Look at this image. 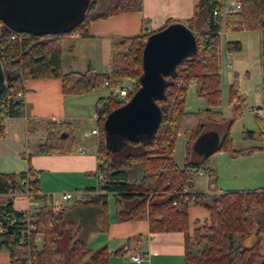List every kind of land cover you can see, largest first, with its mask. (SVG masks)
Instances as JSON below:
<instances>
[{
    "label": "trees",
    "instance_id": "trees-1",
    "mask_svg": "<svg viewBox=\"0 0 264 264\" xmlns=\"http://www.w3.org/2000/svg\"><path fill=\"white\" fill-rule=\"evenodd\" d=\"M90 1L91 5L83 21L65 34L35 36L14 32L18 38L13 39V32L0 21V58L10 76L0 96V104L5 99L0 109V139L5 136L3 120L24 115L25 101L17 97V94L24 90V82L27 80L61 79L63 93L70 95L88 93L105 86V82L112 88L122 79H130L136 86L129 92L128 99L139 88L143 73V49L151 33L114 41L110 67L106 73H95L93 77L88 72L64 73L61 43L65 35L76 33L88 37L92 21L143 9V0H111L105 11L89 13L96 3V0ZM240 2V10H229L226 13L227 28L262 32L261 63L264 69V0ZM198 7L201 13H205L208 29L195 33L196 53L184 59L176 66L173 74L166 77L165 98L157 101L162 110V121L155 136L150 140H127L117 154L113 153L107 146L105 117L124 105L128 99L118 100L109 95V105L98 107L99 114L105 115L100 119L98 145V169L103 179L99 180L96 187L99 195L89 202L100 205V230H105L108 227V195L112 194L118 202L136 201L137 204L129 211L119 209V217L130 220L145 214L149 219L151 233L182 232L185 264H264V188L194 194L187 191L194 186L195 178L205 168L212 154L221 150L230 151L235 156L248 152L233 150L229 136L231 120L227 133L212 152L203 160H191L195 142L205 131L204 116L213 122L222 119L220 113L211 109L205 113L187 112L185 109L192 83H195L198 95L209 104L217 106L221 102L220 19L223 2L199 0ZM215 11L217 15H214ZM193 20L188 21L191 29ZM228 48L229 51L240 50L241 43L230 41ZM262 89L263 114H257V123L264 135V82ZM231 92L236 99L234 114L237 116L242 113L245 97L237 92L235 86L231 87ZM6 96L10 98L7 100ZM104 99L100 100L101 104ZM62 134H67V137L62 138ZM180 134L188 138L186 162L182 167L173 157ZM246 134L250 138L255 135L254 131H246ZM71 139L73 134L66 126L48 123L47 137L40 145V150L46 153L68 152L73 149L69 142ZM133 165H139L142 170V178L138 181H130L127 170L123 168ZM208 171L211 173L210 169ZM29 177L32 178L29 181L31 190L39 198L38 171L31 166L19 174L0 172V195H8L16 189L22 190V181ZM185 196L188 200L184 199ZM192 205L205 207L209 211V218L204 221L195 220L192 224L189 216V207ZM59 213H54L48 206L36 210L33 216L36 230L31 237L42 236L37 245L33 239L28 242V235L25 234L29 226L27 216L14 209L13 198L9 197L6 203L0 204V250H9L11 264H110L111 255L122 251L111 252L107 246L93 250L85 241L75 239L70 250L63 254L56 246V238L60 233ZM22 238L24 243H21Z\"/></svg>",
    "mask_w": 264,
    "mask_h": 264
},
{
    "label": "crops",
    "instance_id": "crops-1",
    "mask_svg": "<svg viewBox=\"0 0 264 264\" xmlns=\"http://www.w3.org/2000/svg\"><path fill=\"white\" fill-rule=\"evenodd\" d=\"M198 2L199 0H143V9L140 12H123L92 21L88 37H81L76 33L65 35L61 43L64 73L88 72L90 77L95 73H106L109 71L114 41L153 33L167 24L181 22L189 25L188 21L194 19L193 32L206 31L208 25L205 13L198 16L201 12ZM195 22L197 24H194ZM104 87L111 89L106 85ZM191 87H195V83H192ZM111 90L106 92L107 90L102 87L85 94L70 95L63 93L62 81L58 78L25 81L22 97L25 101L24 115L3 120L5 136L0 139V172L19 174L26 172L29 166L38 171V199L49 208L53 201L52 194L77 190L90 194L97 190L100 180L98 169L100 136L91 134L97 125L92 127L91 131L86 129L77 136L74 124L82 125L86 121L85 109L95 101L98 108L100 100L106 97V93L110 94ZM93 115L95 120L96 113ZM48 123L66 126L72 132L73 139L69 142L73 149L64 153H46L40 150V145L47 137ZM210 133L221 140L222 137L215 129H211ZM202 137L200 138L207 143V138ZM205 157L202 156L201 160ZM123 168L127 170L130 181L142 178L139 165ZM209 169L212 174L216 173L213 167ZM195 182L191 190L197 193L257 190L252 187V181L241 184L242 187L238 189H225L224 186L229 185L221 188L218 184L210 183L206 191L198 190ZM8 196L0 195V204L6 203ZM110 196L114 197L112 194L108 195V227L105 230H100L101 207L98 203L89 202L90 200L64 202L60 213L58 212L60 233L56 238V246L63 254L70 250L75 239H80L93 250L105 246L111 252L122 249L121 252L111 255L110 264H185L182 232L151 233L149 219L145 214L135 219L122 220L118 215L119 209L129 211L137 203L134 200L116 201V209L110 210ZM13 207L20 212L28 209L30 200L27 195L19 193L14 197ZM189 216L193 224L195 220L208 219L210 214L205 207L192 205L189 207ZM131 252H141L142 261L136 263L130 260L128 254ZM0 264H11L8 249L0 250Z\"/></svg>",
    "mask_w": 264,
    "mask_h": 264
},
{
    "label": "rangeland",
    "instance_id": "rangeland-1",
    "mask_svg": "<svg viewBox=\"0 0 264 264\" xmlns=\"http://www.w3.org/2000/svg\"><path fill=\"white\" fill-rule=\"evenodd\" d=\"M110 1L96 0L95 8H91L89 13L105 11ZM222 2V18L220 21L222 25L220 34L221 102L217 106L211 105L205 98L198 95L196 87H190L185 102V109L187 112L193 113H205L206 110L211 109L213 112L220 113L223 120L213 122L209 121L207 116H204L205 131L202 134V138H207L209 141L206 140L207 143L202 142L203 144L200 145L202 148L193 147L191 160L200 161L210 146H216L219 141L218 136L211 135L210 130L215 129L223 137L227 133L231 120L233 121L230 125L229 136L233 150L248 152L239 156H235L227 150L216 152L206 161L205 168L200 171L202 174H198L195 183L198 190L206 191L210 183L218 184L221 188L226 184L229 185L224 186L225 189H238L242 187L241 184L252 181V187L259 189L264 186V151L262 149L264 146V135L261 134L257 123V114H263L261 111L263 104L262 85L264 82V71L261 63L262 32L260 30H228L225 15L229 10H240L241 2L240 0H222ZM201 14L200 12L198 16ZM194 24H197V22ZM230 41H239L241 49L229 51L228 42ZM120 82L126 88L134 84L130 79H122ZM232 86H235L237 92L245 97L242 113L237 116L234 114L236 99L232 97ZM102 87L107 90L106 92H110L112 89ZM112 91L113 89L111 93ZM111 93L108 95L106 93L105 98L109 97ZM96 105L97 102L95 101L89 108L85 109L86 121L82 125L74 124V131L77 136L81 135L86 129L91 131V128L96 127L98 124L97 117H95V120L93 119V113L97 114L98 108ZM98 106L101 107L102 104L100 103ZM246 131H254L255 135L251 138L247 137ZM187 143V136L180 134L173 151V157L180 167L186 162ZM210 167L214 168L215 174L208 171ZM188 191L193 194L197 193L192 191L191 188ZM115 202L114 197L110 196V210L116 209Z\"/></svg>",
    "mask_w": 264,
    "mask_h": 264
},
{
    "label": "water",
    "instance_id": "water-1",
    "mask_svg": "<svg viewBox=\"0 0 264 264\" xmlns=\"http://www.w3.org/2000/svg\"><path fill=\"white\" fill-rule=\"evenodd\" d=\"M90 5V0H0V21L11 32L54 36L76 28ZM196 51V34L186 23L168 24L148 36L139 88L124 105L111 111L104 122L107 146L112 152L120 151L127 140H150L155 136L162 121L157 101L165 98L166 77ZM9 79L0 58V96ZM61 137L66 138L67 134ZM202 142L199 138L194 147L202 148ZM214 147L210 146L204 156Z\"/></svg>",
    "mask_w": 264,
    "mask_h": 264
},
{
    "label": "built area",
    "instance_id": "built-area-1",
    "mask_svg": "<svg viewBox=\"0 0 264 264\" xmlns=\"http://www.w3.org/2000/svg\"><path fill=\"white\" fill-rule=\"evenodd\" d=\"M214 15H217V11L214 12ZM0 26H2V24H0ZM11 37L13 39L18 38L17 34L14 32L11 34ZM105 85L109 86L108 82H105ZM134 88H136V86L134 84L131 85L129 88H126V87L122 86V83L120 81H118L117 84L114 87H112L113 91H112L111 95H112V97H114L118 100H127L129 98V92L131 90H133ZM23 95H24V90H21L18 92L17 97L21 98V97H23ZM9 98H10V96H6L7 100ZM4 101H5V99L1 102L0 109H2ZM109 101H110L109 98H105L102 102L101 107H103V105H109ZM104 108H106V106ZM96 117H97V123H98L97 128L93 129L91 131V134L100 135V132H101L100 119H103V117H105V115H101L97 111ZM106 117H105V119H106ZM200 174H202V172ZM99 178H100V180L103 179L102 174H100ZM30 180H32V178L29 177L26 181H22V183H24L22 190L16 189L14 192H10L8 195L10 197L14 198L19 193H25L27 195V197L29 198L30 207L28 209H26L25 211H22L27 216V220L29 222V226H28V229L25 232V234L28 235V237H27L28 242L33 239V243L38 245L42 239L41 235H37L33 238L31 237L32 236L31 234L32 233L34 234V231L36 230V225L33 223V220H34L33 216H34L36 210H38L39 208H41L45 205L38 198L35 197V193L31 190V187L29 185ZM99 193H100L99 190L92 191L90 194H87V192H85V191L77 190V191H71V192H66V193H61V194H52L51 198L53 201L51 203V208H52L54 213H58L62 209V207L64 206V202H66V201L77 200L80 202H84V201L91 200V198L96 197L97 195H99ZM184 199L188 200V197L185 196ZM1 231H2V229L0 228V232ZM24 242H25V240H24V238H22L21 243H24ZM128 257L130 260H132L133 262H136V263H140L143 259V255L141 252H135V253L131 252L128 254Z\"/></svg>",
    "mask_w": 264,
    "mask_h": 264
}]
</instances>
